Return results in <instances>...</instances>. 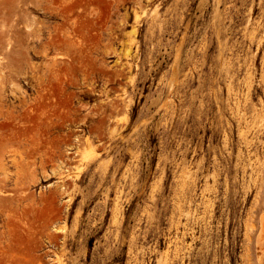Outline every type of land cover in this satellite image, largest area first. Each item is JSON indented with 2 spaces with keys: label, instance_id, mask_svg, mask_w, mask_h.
I'll return each mask as SVG.
<instances>
[{
  "label": "rangeland",
  "instance_id": "1",
  "mask_svg": "<svg viewBox=\"0 0 264 264\" xmlns=\"http://www.w3.org/2000/svg\"><path fill=\"white\" fill-rule=\"evenodd\" d=\"M0 264H264V0H0Z\"/></svg>",
  "mask_w": 264,
  "mask_h": 264
},
{
  "label": "bare ground",
  "instance_id": "2",
  "mask_svg": "<svg viewBox=\"0 0 264 264\" xmlns=\"http://www.w3.org/2000/svg\"><path fill=\"white\" fill-rule=\"evenodd\" d=\"M174 80V79H173Z\"/></svg>",
  "mask_w": 264,
  "mask_h": 264
}]
</instances>
